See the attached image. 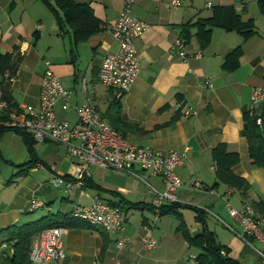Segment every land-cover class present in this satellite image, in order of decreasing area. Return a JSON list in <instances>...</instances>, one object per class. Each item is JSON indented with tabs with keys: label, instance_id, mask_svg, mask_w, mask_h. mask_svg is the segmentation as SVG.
Wrapping results in <instances>:
<instances>
[{
	"label": "crops",
	"instance_id": "crops-1",
	"mask_svg": "<svg viewBox=\"0 0 264 264\" xmlns=\"http://www.w3.org/2000/svg\"><path fill=\"white\" fill-rule=\"evenodd\" d=\"M75 1L91 8L101 30L88 37L78 34L56 0H0V53L22 56L10 79L13 104H39L45 61H50L63 85L73 91V104L90 97L105 120L133 142L163 153L187 152V160L177 168L183 182L180 202L157 218L150 186L163 191L161 178L138 170L148 186L136 176L98 165L92 166L84 192L76 185L69 190L74 159L65 146L36 141L30 151L20 132L5 129L0 131V230L54 216L68 229L63 238L65 264H110L115 255L122 264H198L192 256L196 258L202 248L187 236L195 238L207 229L238 264H259L254 246L261 245L254 239L252 245L245 241L242 228L227 211L228 202L236 208L252 204L264 210V166L251 158L242 134L247 114L261 106L252 104L253 89L264 85V31L250 13L251 3L178 0L180 5H175L176 0H136L132 14L149 26L136 39L138 77L128 92L119 94L101 82L99 70L103 56L118 48L110 28L126 0ZM230 5L242 20H254L253 31L245 35L213 26L210 41L202 45L192 23L211 17L217 6ZM178 39L184 41L183 48L175 47ZM198 50L200 58L194 56ZM55 111L72 125L79 121L77 112L64 110L62 102ZM220 145L238 155L230 170L246 180L247 188L231 186L220 177L215 156ZM56 178L61 179L60 186L53 183ZM96 196L125 210L130 242L120 251L117 235L100 225L64 220ZM33 197L45 205L30 212ZM146 236L155 238L153 248L145 246ZM8 246L0 239L2 252Z\"/></svg>",
	"mask_w": 264,
	"mask_h": 264
},
{
	"label": "built area",
	"instance_id": "built-area-1",
	"mask_svg": "<svg viewBox=\"0 0 264 264\" xmlns=\"http://www.w3.org/2000/svg\"><path fill=\"white\" fill-rule=\"evenodd\" d=\"M135 2L136 0H126L117 21L111 26L110 33L117 41L118 48L103 56L99 70L101 82L119 94L128 92L138 77L140 66L136 39L149 26L147 22L132 14ZM174 4L180 5V2L176 0ZM183 46L182 39L175 41L176 48ZM181 55L185 58L184 52H181ZM201 55L200 50L194 54L196 58H200ZM45 66L39 104L37 106L22 104L10 108L7 102L0 101V130L22 129L31 134L35 141L55 142L65 146L70 157L74 159V172L71 174L69 190L76 185L84 192L83 186L94 165L126 172L140 178L149 186L148 180L138 173V170H144L152 176L161 178L164 183L163 191L150 186L154 193L157 218L162 207L179 204L178 191L183 182L177 168L187 160V152L172 149L163 153L150 146L133 142L105 120L90 97L82 104H73V91L63 85L50 61L46 60ZM263 101L264 85L255 86L252 92L253 106L256 107ZM58 102H62L64 110L74 109L77 112L79 119L77 124L72 125L68 120L58 118L55 111ZM191 111L189 109L187 114ZM257 123L262 126V119H258ZM53 183L60 186L61 179L56 178ZM44 205L42 200L33 197L30 200L29 211L34 212ZM227 211L242 228V238L251 245V239L261 245L254 248L258 254L259 264H264V214L250 204L236 208L229 202ZM72 215L86 223L100 225L105 231L117 235L115 243L119 251L130 242L125 232V210L109 204L99 196L94 197L90 204L78 205ZM216 217L229 226L221 217ZM67 232L65 226L52 227L41 232L32 244L31 264H65L67 253L63 238ZM144 243L150 249L155 246L156 240L153 236H146ZM1 256L0 250V259ZM194 260L195 257L192 256V261ZM110 264H122L120 256L115 255Z\"/></svg>",
	"mask_w": 264,
	"mask_h": 264
},
{
	"label": "trees",
	"instance_id": "trees-1",
	"mask_svg": "<svg viewBox=\"0 0 264 264\" xmlns=\"http://www.w3.org/2000/svg\"><path fill=\"white\" fill-rule=\"evenodd\" d=\"M58 7L66 16V19L74 26V30L84 37L101 30V24L97 20L89 6L78 4L75 0H56ZM262 13H264V0L259 1ZM61 21V16L59 17ZM254 20H242L241 15L236 11L235 6H217L213 15L209 18L200 19L192 23V28H197V35L202 45L210 41L211 27L220 26L227 30H236L245 35L253 31ZM22 61L20 54L0 53V89L1 100L8 103L10 108L16 107L13 104L12 86L10 79L16 74ZM8 74V76H6ZM262 119L263 127L257 121ZM15 130L20 132L30 151H34L35 140L31 134L22 129L4 128L1 130ZM0 130V131H1ZM242 134L246 136L249 143V153L256 164L264 166V101L253 114H247L246 123L242 129ZM215 156L218 159V173L229 185L238 188H247L246 180L234 175L230 170V164L238 161V155L226 152L225 146L220 145L215 149ZM178 204L162 207L161 213L170 211ZM252 205V204H251ZM256 210L264 214L252 205ZM124 209V208H123ZM73 212V211H72ZM71 212L70 216H65L64 220L76 219ZM54 216H45L40 219L24 223L13 224L0 230V239L4 238L9 242V246L2 252L0 263L2 264H31L30 253L33 241L36 236L46 229L58 226H65L62 221L54 219ZM79 220V219H78ZM64 222V221H63ZM84 222V221H83ZM83 224H88L84 222ZM190 242L200 245L202 251L195 258L198 264H238L236 260L227 256L226 249L218 242L216 236L209 230H204L202 234L195 238L187 236ZM12 252L10 253V251Z\"/></svg>",
	"mask_w": 264,
	"mask_h": 264
},
{
	"label": "rangeland",
	"instance_id": "rangeland-1",
	"mask_svg": "<svg viewBox=\"0 0 264 264\" xmlns=\"http://www.w3.org/2000/svg\"><path fill=\"white\" fill-rule=\"evenodd\" d=\"M245 1L248 3V5L249 3H251L250 13L253 17H256L257 24L259 25L260 30L264 31V14L260 13L258 5H257V0H245ZM36 213H39V212L36 211Z\"/></svg>",
	"mask_w": 264,
	"mask_h": 264
}]
</instances>
